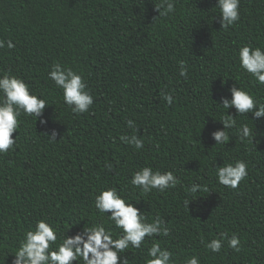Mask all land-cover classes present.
I'll list each match as a JSON object with an SVG mask.
<instances>
[{
  "label": "trees",
  "instance_id": "obj_1",
  "mask_svg": "<svg viewBox=\"0 0 264 264\" xmlns=\"http://www.w3.org/2000/svg\"><path fill=\"white\" fill-rule=\"evenodd\" d=\"M160 3L0 0V39L15 45L0 49V75L24 79L49 103L36 122L21 117L14 148L0 154V264H12L14 256L7 254L37 219L48 218L61 232L70 228L67 235L87 223L107 224L94 207L105 187H116L170 229L169 236L125 253L129 264H145L153 242L172 252L174 264L193 255L200 264H264V118L249 114L252 123L229 108L237 122L227 130L231 139L215 145L211 136L223 130L219 119L227 110L216 103L231 97V87L264 102V85L238 59L242 45L264 49V0H240V19L227 29L217 0H177L166 17L159 16ZM180 61L187 79L179 75ZM55 63L82 73L94 101L87 113L75 114L63 103L62 89L48 78ZM164 92L173 94L172 104ZM241 123L256 134L253 142L240 138ZM53 130L55 140L48 136ZM133 134L144 140L143 149L121 140ZM236 161L246 163L248 175L230 189L216 171ZM144 166L174 170L180 183L142 194L130 179ZM194 183L208 191L194 199ZM225 232L240 238V252L226 240L218 253L205 247Z\"/></svg>",
  "mask_w": 264,
  "mask_h": 264
},
{
  "label": "clouds",
  "instance_id": "obj_2",
  "mask_svg": "<svg viewBox=\"0 0 264 264\" xmlns=\"http://www.w3.org/2000/svg\"><path fill=\"white\" fill-rule=\"evenodd\" d=\"M177 0H161L157 8L159 16H168L175 11ZM219 11L221 28L227 29L240 19V0H217L215 5ZM15 47L11 40L0 39V49ZM240 68L254 82L264 85V49L242 45L238 50ZM179 75L187 79L188 69L184 61L179 62ZM48 78L55 86L62 89L63 103L73 113H87L93 105V96L87 91L86 82L82 73L72 68H65L60 63L52 65ZM231 97H222L221 103H216L226 109V114L219 119L223 124V130L211 133L215 145H226L231 139L227 130L236 127V119L228 114V109L234 107L237 115L247 116L253 123V118H264V102L257 99L249 90L233 86L230 89ZM163 97L168 104L173 103V94L164 92ZM48 101L42 95L31 91L24 79L4 73L0 75V154L9 152L16 144L13 133L20 126L21 117H32L35 122L41 118ZM40 122L46 123L41 119ZM129 128L134 127V121L127 120ZM240 138L250 139L253 142L252 129L247 123H241L238 129ZM256 132V130H255ZM52 140L57 133L53 130L48 134ZM121 140L133 145L136 149H143L144 140L133 134L122 136ZM111 163L106 164L108 170H112ZM248 175L247 165L244 161L228 163L217 168L218 182L230 189L239 187L240 182ZM180 183L174 170H153L150 166H144L136 170L130 179V184L142 194L153 192L163 193L175 188ZM208 189L199 184H192L191 194L194 195ZM193 199V200H194ZM189 203V201L187 202ZM94 207L99 214L107 218V224L103 222L87 223L83 229L74 235L61 232L60 225L51 222L48 218L37 219L20 239L16 250L9 252L14 256L12 264H129L125 253L132 249H141L148 239L153 237H167L170 229L163 224L157 215L150 220L144 212L135 206L129 198L124 196L116 187L102 188L94 197ZM112 226L119 231H113ZM236 251H241V241L237 235L229 236L221 233L220 238H212L205 247L213 253L220 252L224 246ZM6 257V259H7ZM6 261V260H5ZM145 264H174L172 252L162 248L160 243L153 242L147 248ZM185 264H200L197 255H193L185 261Z\"/></svg>",
  "mask_w": 264,
  "mask_h": 264
}]
</instances>
